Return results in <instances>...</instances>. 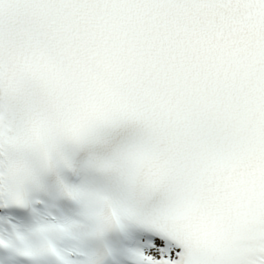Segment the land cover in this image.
<instances>
[{
    "label": "snow or ice",
    "instance_id": "6c2138e0",
    "mask_svg": "<svg viewBox=\"0 0 264 264\" xmlns=\"http://www.w3.org/2000/svg\"><path fill=\"white\" fill-rule=\"evenodd\" d=\"M0 264H264V0H0Z\"/></svg>",
    "mask_w": 264,
    "mask_h": 264
}]
</instances>
